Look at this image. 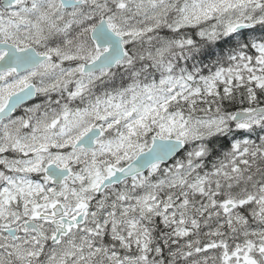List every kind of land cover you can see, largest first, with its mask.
I'll use <instances>...</instances> for the list:
<instances>
[{
    "label": "snow or ice",
    "instance_id": "obj_1",
    "mask_svg": "<svg viewBox=\"0 0 264 264\" xmlns=\"http://www.w3.org/2000/svg\"><path fill=\"white\" fill-rule=\"evenodd\" d=\"M0 264H264V0H0Z\"/></svg>",
    "mask_w": 264,
    "mask_h": 264
},
{
    "label": "trees",
    "instance_id": "obj_2",
    "mask_svg": "<svg viewBox=\"0 0 264 264\" xmlns=\"http://www.w3.org/2000/svg\"><path fill=\"white\" fill-rule=\"evenodd\" d=\"M259 34V32L257 31V35Z\"/></svg>",
    "mask_w": 264,
    "mask_h": 264
},
{
    "label": "flooded vegetation",
    "instance_id": "obj_3",
    "mask_svg": "<svg viewBox=\"0 0 264 264\" xmlns=\"http://www.w3.org/2000/svg\"><path fill=\"white\" fill-rule=\"evenodd\" d=\"M37 102H39V101H37Z\"/></svg>",
    "mask_w": 264,
    "mask_h": 264
}]
</instances>
